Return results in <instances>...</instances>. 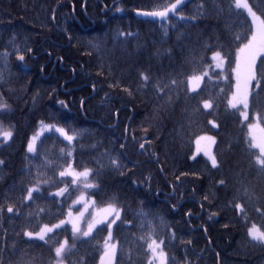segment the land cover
<instances>
[{
  "label": "trees",
  "instance_id": "16d2710c",
  "mask_svg": "<svg viewBox=\"0 0 264 264\" xmlns=\"http://www.w3.org/2000/svg\"><path fill=\"white\" fill-rule=\"evenodd\" d=\"M168 2L0 0V53H11L7 67L0 60L4 80L0 94L12 109L2 119L5 127L14 126L13 138L7 144L0 142V160L5 162L0 165L3 264H18L33 257L34 264H49V256L54 257L48 245L29 240L23 232L38 231L43 223H57L66 216L79 193L71 185V177L59 176L69 163L78 170L88 167L100 172L99 190H91L98 205L106 206L110 197H119L123 220L113 225L114 239L120 242L113 264H147L146 245L140 247L135 216L141 207L163 217L167 229L159 219L155 221L160 237L171 238L172 232L176 233L167 246L174 264H184L185 258L191 264H264V250L250 245L243 223L229 207L230 201L240 197L249 206V224L261 223L254 206L264 204V174L254 166L252 154L258 155V150L248 147L247 133L256 108H252L249 121H242L227 103L235 85V37L250 35L246 30L251 22L243 10H229L230 0H186L180 7L185 20L172 16L163 27L158 19L136 14L138 9L152 10ZM249 3L258 15L264 13V0ZM121 32L133 35L125 38ZM14 34L24 62L16 59L7 43ZM94 44L99 45L98 50ZM215 51L228 57L222 74L212 65ZM193 53L199 69L212 65V79L205 77L196 93L188 92V76L195 70ZM260 59L257 68L264 72ZM141 71L150 75V83L138 89L143 83ZM172 78L176 85L171 84ZM157 82L168 86L157 92ZM110 83L119 86L109 87ZM251 91L256 92L255 82ZM204 99H211L214 107L205 110ZM253 104L264 105V92ZM196 106L202 115L193 114ZM208 120L218 127L213 128ZM41 121L75 133L73 145L54 131H42ZM37 133H41L37 142L41 155L29 163L25 158L33 154L27 152V145ZM201 134L215 137L213 152L218 156L219 169H212L203 156L191 159L194 139ZM140 143L145 144L144 149L139 148ZM70 148L71 157L66 154ZM104 153L117 158L121 167L111 165ZM45 159L51 163L45 165ZM36 165H44L41 171L45 176L37 177ZM205 165L209 171H204ZM37 178L49 181L41 185L43 196L36 203L24 201L27 188ZM62 179L68 181L70 199L67 193L64 197L49 195L65 186L60 183ZM220 179L226 185H220ZM9 204L20 209L21 215L8 213ZM212 212L217 215L209 219ZM56 233L57 240L68 238L72 242L69 226ZM106 235L104 229L92 237H81L66 264H99Z\"/></svg>",
  "mask_w": 264,
  "mask_h": 264
},
{
  "label": "snow or ice",
  "instance_id": "6c2138e0",
  "mask_svg": "<svg viewBox=\"0 0 264 264\" xmlns=\"http://www.w3.org/2000/svg\"><path fill=\"white\" fill-rule=\"evenodd\" d=\"M184 0H169L167 4L158 5L152 10L138 9L136 14L137 16L142 17H151L153 19H158L161 22L163 27L165 23L171 21L172 16H179L180 20H185V16L180 11V7L183 5ZM203 8V5L200 6ZM243 10L247 13V16L251 20L250 27L246 30L250 32V35L241 37L237 35L235 37L236 48H235V67L232 68V72L235 78V91L231 93V96L227 99L228 107L239 113V116L242 121H249L250 113L252 108H256L255 116L252 119L256 122H249L247 124L248 136L250 137V143L248 147L250 149H258V155L253 153L254 166L257 167V170L264 174V105H254L253 100L255 97H258L261 92H264V72H259L257 68V60L260 59V63L264 64V13L258 15L256 11L253 10V7L249 3V0H230L229 10ZM121 11V9H117ZM120 36L127 38L132 36V33H119ZM165 35H167V30H165ZM71 39V37H70ZM244 39L247 42H244ZM27 37H25L26 45ZM11 45L12 49L16 53V59L19 61H25V55L21 54V46L17 43V36L14 34L7 42ZM93 47L99 49V45L94 44ZM27 51L30 53L32 49L27 48ZM11 55L7 50L3 53H0V60H3L5 67H7V58ZM228 59L227 56L222 55L221 51H215L212 55V61L215 62V68L221 70V74L224 71L225 61ZM196 54H192V62L194 66L193 73L188 76V92L196 93L197 89L200 88L201 82L204 78L207 77L209 80L212 79L210 71L212 65H209L205 69H199L195 64ZM203 62V58H201ZM24 68L26 70L27 64L25 62ZM43 70V69H41ZM197 71L199 74H197ZM139 79L143 81L142 84L138 85V89L148 87L150 83V75L146 72L141 71L139 73ZM3 72L0 71V83H3ZM253 82H255L256 92L253 94L251 88L253 87ZM171 84L176 85L177 80L175 78L171 79ZM117 83H110L109 87H118ZM167 84H160L157 82L154 87L157 92H162L166 88ZM95 90V85H93ZM124 91H129L127 88L123 89ZM223 91V89H221ZM132 93L129 91V95ZM199 95V93H197ZM188 99H194V97H187ZM58 103L67 107L63 100H59ZM83 105V102H81ZM203 108L205 110L212 109L214 103L211 99L203 100ZM11 105H9L4 96L0 94V142L7 144L14 136V126L8 125L5 127L3 123V115L10 112ZM194 115H202L200 113L199 106L193 108ZM42 126V131H54L58 133L60 137H63L67 141L68 145H73V142L76 139V134H69V131L59 124H44L43 121L40 122ZM213 128L218 127V125L213 120H208ZM41 133L34 134L28 142L27 152L32 153V157H26L25 159L32 163L36 156H40V152L37 146V140ZM135 139V137H133ZM148 141H145L147 143ZM202 142H206L202 146ZM195 143L197 145L196 155H193L191 159L196 160V156L200 153L206 158L207 162L210 163L212 169H219L220 163L218 160L217 154L212 151V145L217 143L214 136L210 135H198ZM121 148H124L125 145L121 144ZM145 144L140 143L139 148L144 149ZM61 152H65V148H61ZM67 156L71 157L73 155V149L67 150ZM103 156H108V153L102 154ZM111 165L116 168H120V162L117 158H112L108 156ZM5 162L0 160V165H3ZM51 163L45 159V165ZM97 163H100L101 168L104 167L103 163L98 160ZM44 165H36L37 177L45 176L46 173L41 171V168ZM204 171H209L207 165L204 167ZM123 174V173H121ZM187 175V173H184ZM59 176L61 178L71 177V185L75 186L74 190L78 191L80 194L73 201V205L68 207L67 214L64 218L59 219L58 223H43L39 227V231L25 230L23 235L29 240H39L42 241L45 245H48L50 252H54V257L49 256V264H66L68 255L76 247L75 242L80 240L81 237H92L94 233L98 231L107 230V235L103 241V254L100 258V264H113V261L116 258L117 252L120 247V242L115 241L113 236V225L116 224L118 220H123V208L119 207V197L113 196L110 197L105 207H98L97 201L95 199H90L89 197L94 196L96 193L91 190H99V171H94L92 168L85 167L83 170L76 169L71 163L67 164L62 170L59 171ZM48 180H41L37 178L36 182L27 188V194L23 197L24 201H30L36 203L43 196L42 184H48ZM60 183H63L65 186L59 188L56 192H49L50 196L64 197L67 193V198L70 199L72 192L70 191L68 181L62 179ZM135 183V182H133ZM220 185H226L224 179L219 180ZM245 195L247 196V189L244 190ZM36 194L35 196L33 194ZM205 200L208 199L206 195ZM251 199V198H249ZM63 204V201H60ZM143 204V202H141ZM74 205H80L81 207L78 210H74ZM39 207V205H37ZM175 207V206H174ZM229 207L234 209L236 216L239 218V221L243 223L248 241L252 247H259L264 250V204H258L254 206V211L261 219V223L257 224L252 222L249 224L250 212L249 206L245 204L242 198L237 197L233 201L229 202ZM8 213H13L17 216L21 215L20 209L15 208L12 204H9L7 207ZM40 212H43L44 209L40 208ZM2 212V209H0ZM29 215H34L30 213ZM190 215V214H189ZM217 215V213L212 212L209 216L211 219L212 216ZM136 218L139 220L138 230L141 233L139 236L140 247L146 249L144 250V256L146 258L147 264H174V258H170L167 252V246L169 241H174L176 238V233L173 231L171 238L164 236L160 237L157 234L155 221L159 219L161 225L167 229L168 226L164 224V219L162 216H157L152 214L150 211H146L143 207L139 208L135 212ZM71 227L72 232V242L70 243L68 238L63 239L62 241L55 238L58 233L56 230L63 229L65 226ZM86 225V227H85ZM224 227H229L228 224H224ZM207 231V229H205ZM54 234V235H50ZM184 243H191V241H182ZM16 248V245L13 244V249ZM218 255V254H217ZM131 260V257H130ZM35 257L30 260L23 261L21 260L18 264H34ZM0 264H3L0 261ZM184 264H191V261L185 258Z\"/></svg>",
  "mask_w": 264,
  "mask_h": 264
},
{
  "label": "rangeland",
  "instance_id": "374dc122",
  "mask_svg": "<svg viewBox=\"0 0 264 264\" xmlns=\"http://www.w3.org/2000/svg\"><path fill=\"white\" fill-rule=\"evenodd\" d=\"M186 0H184V2H185ZM246 13V12H245ZM246 15H247V13H246ZM148 18H151V17H148ZM249 18V17H248ZM153 19V18H152ZM249 20H250V18H249ZM250 22H251V20H250ZM212 55H213V53H212ZM212 55H211V60H212ZM212 65L214 66V68H215V62L214 61H212ZM216 69H218V68H216ZM234 80H235V78H234ZM234 91H235V85H234ZM254 122H256V121H254ZM247 133H248V128H247ZM201 135H209V134H201ZM211 136V135H210ZM249 137V136H248ZM197 138V137H196ZM196 138L194 139V142H193V144H194V150H193V154H192V156L193 155H196V149H197V145H196V143H195V140H196ZM249 139H250V137H249ZM39 140V139H38ZM38 140H37V142H38ZM251 142V141H250ZM206 142H202V146L205 144ZM213 148H214V145H212V151H213ZM258 150V149H257ZM197 156H203V154L202 153H200V154H198ZM196 156V157H197ZM204 157V156H203ZM205 158V157H204ZM80 193H78V195H79ZM77 195V196H78ZM76 196V197H77ZM76 197H75V199H76ZM90 199H94L93 197H89ZM74 199V200H75ZM73 200V201H74ZM73 201H72V204H71V206L73 205ZM98 205V204H97ZM74 207V210H78L81 206L80 205H74L73 206ZM98 207H105V206H100V205H98ZM58 223V222H57ZM69 227H70V225H69ZM85 227H86V225H85ZM70 229H71V227H70ZM39 231V230H38ZM27 238V237H26ZM103 254V253H102ZM102 256V255H101ZM113 263H114V261H113ZM99 264H100V262H99Z\"/></svg>",
  "mask_w": 264,
  "mask_h": 264
}]
</instances>
